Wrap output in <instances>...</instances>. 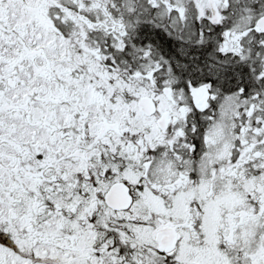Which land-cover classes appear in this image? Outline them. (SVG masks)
I'll return each mask as SVG.
<instances>
[{"label": "snow or ice", "instance_id": "6c2138e0", "mask_svg": "<svg viewBox=\"0 0 264 264\" xmlns=\"http://www.w3.org/2000/svg\"><path fill=\"white\" fill-rule=\"evenodd\" d=\"M0 264H264V0H0Z\"/></svg>", "mask_w": 264, "mask_h": 264}]
</instances>
